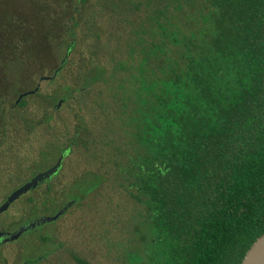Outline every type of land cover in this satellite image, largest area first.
<instances>
[{
	"label": "trees",
	"instance_id": "16d2710c",
	"mask_svg": "<svg viewBox=\"0 0 264 264\" xmlns=\"http://www.w3.org/2000/svg\"><path fill=\"white\" fill-rule=\"evenodd\" d=\"M158 11L127 26L160 59L134 66L127 55L118 78L95 65L55 105L107 86L118 127L95 132L79 119L60 151L110 165L143 206L150 238L123 250L128 264H242L264 234V0H170ZM76 42L71 34L69 50ZM106 108L92 103L96 115Z\"/></svg>",
	"mask_w": 264,
	"mask_h": 264
},
{
	"label": "rangeland",
	"instance_id": "374dc122",
	"mask_svg": "<svg viewBox=\"0 0 264 264\" xmlns=\"http://www.w3.org/2000/svg\"><path fill=\"white\" fill-rule=\"evenodd\" d=\"M78 1L0 0V204L3 196L57 162L60 150L69 147V129L76 121L94 120L95 132L108 130V120L117 126L113 90L95 86L83 97L73 93L78 99L61 101L55 108L65 88L81 87L95 65L118 78V61L127 55L134 66L160 59L146 42L128 35L127 24L159 15V8L170 0H153L147 10L144 6L133 10L143 0H132L130 5L125 0L121 4L87 0L79 5ZM72 16L74 21L68 23ZM74 33L77 42L69 50ZM36 89L16 103L20 95ZM94 102L107 105V113L92 112ZM112 171L110 165L96 163L90 153L70 147L53 193L43 185L0 215V228L9 234L34 221L55 219L27 229L31 231L12 243L10 264H78L73 256L88 264H128L123 250L134 248L138 238L141 243L149 241L150 233L145 217H140L143 206L118 186ZM93 173L97 175L90 180ZM9 234L5 238L10 242ZM145 256L139 253L138 260Z\"/></svg>",
	"mask_w": 264,
	"mask_h": 264
},
{
	"label": "water",
	"instance_id": "95a60500",
	"mask_svg": "<svg viewBox=\"0 0 264 264\" xmlns=\"http://www.w3.org/2000/svg\"><path fill=\"white\" fill-rule=\"evenodd\" d=\"M49 80V78H44L43 80ZM38 89H36L33 92H28V93H23L22 95H20L19 99L17 100V104H19L21 102V100L26 97V96H30L32 94H34ZM61 106V102L59 103V105L57 106V108H59ZM64 160V156L62 157V159H60L57 164L51 168L50 170L43 172L41 174H38L37 176H35L30 182L26 183L25 185H23L22 187H20L18 190H16L7 200L6 203H4L1 207H0V214L5 212L9 206L14 203L17 199H19L22 195L26 194L27 192H29L32 188H35L38 186L39 182H41L42 180H44L45 178H49L51 177L53 174H55L58 169L61 167L62 163ZM63 212H61L62 214ZM58 216H56L57 219ZM55 220V219H53ZM51 219H46L45 221L47 222H51L53 221ZM37 223L33 222L32 224L28 225V227L24 226L22 227L25 228V230L27 229H32L33 227H36ZM16 235V234H14ZM14 235L9 236L8 237H14ZM20 235V234H18ZM7 236V234H6ZM18 237V236H17ZM16 237V238H17ZM12 240V239H11ZM242 264H264V234L253 244V246L250 248V250L248 251V253L246 254L243 263Z\"/></svg>",
	"mask_w": 264,
	"mask_h": 264
},
{
	"label": "flooded vegetation",
	"instance_id": "af4514ba",
	"mask_svg": "<svg viewBox=\"0 0 264 264\" xmlns=\"http://www.w3.org/2000/svg\"><path fill=\"white\" fill-rule=\"evenodd\" d=\"M60 102H61V101H60ZM58 154H59V156H58L57 162H58L60 159H62L63 156H65V154H64L63 152H59ZM57 162H56L54 165L49 166L47 169L42 170V172L36 173L33 177H31L28 181H26L25 183H23L20 187H22V186L25 185L26 183L30 182V181H31L35 176H37L38 174H41V173L46 172V171L50 170L51 168H53V167L57 164ZM61 169H62V165H61V167L58 169V171H57L55 174H53L51 177H49V178H45L44 180H42L41 182H39V184H38L37 187L32 188L29 192H27V193L24 194V195H27V194L30 193L31 191H34V190L40 188V187L43 186V185L46 187V191H47V192L53 193L54 189L58 187V186L56 185V182H57V184H58L57 178H58V174H59V172H60ZM53 183H54L56 186L53 185ZM51 184L53 185L52 187H51ZM20 187H19V188H20ZM19 188H18V189H19ZM18 189H16V190H18ZM16 190H13L8 196H3V197H2L3 204L7 202L8 198H9V197H10V196H11ZM3 192H5V191H3ZM3 204H0V207H1ZM8 209H9V208H8ZM8 209H7V210H8ZM7 210H6V211H7ZM6 211H5V212H6ZM5 212H4V213H5ZM0 215H2V213H1ZM46 219H49V218H46ZM46 219H44V220H38V221H34V222L37 223L36 226L39 227V226L42 225L41 222H42V221H45ZM24 226H26V225H24ZM24 226H19V228L17 229V231H16L15 233H11V234H9V232H7V230H5V229L3 228V226H1L2 229L0 228V264H10V261L13 259V256H14V253L12 252V249H11V245H12V243H15V241H18V240H19V237H20L21 235H23L24 233H26V232H28V231H31V230H25V228L21 229V228L24 227ZM7 233L9 234V236H12V234H13V235L16 234V235H14L13 238L10 237V239H12L10 242L8 241L7 238H5ZM18 234H20V235H18ZM17 236H18V237H17ZM16 237H17V238H16ZM10 243H11V244H10Z\"/></svg>",
	"mask_w": 264,
	"mask_h": 264
}]
</instances>
